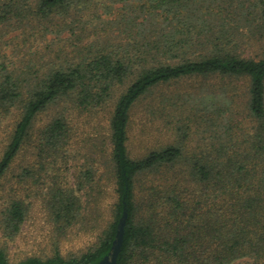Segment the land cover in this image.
<instances>
[{
  "label": "trees",
  "instance_id": "1",
  "mask_svg": "<svg viewBox=\"0 0 264 264\" xmlns=\"http://www.w3.org/2000/svg\"><path fill=\"white\" fill-rule=\"evenodd\" d=\"M12 1L2 15L6 19L32 14L54 20L80 5L89 10L96 0H35L34 9L21 8L27 0ZM115 1L119 7L113 23L120 35L127 36V43L101 44L87 59L45 73L5 67L1 71L0 121H10L8 143L0 157V181L31 138L39 114L73 96L82 108L100 107L113 99L117 87L126 86L110 119L109 177L117 200L98 241L78 257L66 259L57 252L45 261L31 257L18 264H98L110 253L125 213L115 264H264V0ZM247 32L258 34L261 44L253 57L238 50L237 36L248 39ZM216 77L247 81L244 113L253 133L236 128L239 123L231 116L235 97L225 84L210 88L201 83L197 90L203 93L188 94L183 101L192 99L193 121L197 127L212 129L215 144L186 155L177 143L139 159L130 157V114L142 98L170 83ZM179 99L163 98L160 106L177 108L183 105ZM69 133L61 117L38 132L39 173L49 156L67 144ZM178 167L180 172L175 171ZM34 170L38 169L24 168L23 179L33 176ZM83 175L85 185L95 192L87 205L82 202L86 192L77 194L84 186L46 188L44 204L54 237H66L80 224L81 230L100 224L103 178L95 183L94 171ZM149 175V185L136 191V183ZM27 212L22 199H12L3 208L0 226L6 237L19 235ZM0 261L9 264L2 249Z\"/></svg>",
  "mask_w": 264,
  "mask_h": 264
},
{
  "label": "rangeland",
  "instance_id": "2",
  "mask_svg": "<svg viewBox=\"0 0 264 264\" xmlns=\"http://www.w3.org/2000/svg\"><path fill=\"white\" fill-rule=\"evenodd\" d=\"M11 2L13 3L12 0H0V75L3 67L10 71L28 72L29 69L31 73H45L51 67L70 65L87 59L101 44L128 41L127 36L120 35L113 23L119 7V2L115 0H96L89 10L80 5L79 9L68 13L66 17L57 16L54 20H40L32 14L27 18L10 16L6 19L2 15L4 16L5 10H9ZM23 4L24 2L21 6ZM26 4L21 8L29 6V9H34L35 0H27ZM247 33L249 38L242 41L237 36L238 50L243 56L253 57L259 53L258 46L261 44L256 39L258 34ZM201 83L210 88L225 84L228 94L235 97L231 116L239 123L235 125L236 128L239 125L253 133L252 125L247 124L246 112L244 113L247 81H222L218 77L207 81L201 78L185 79L154 90L134 106L128 126L127 148L130 157L139 159L153 150L177 143L183 147L186 155L200 152L209 148L212 143L215 144L211 139L212 129L197 127L193 121L194 110L189 104L192 99H188L187 103L183 101L191 94L203 93L200 89L197 90ZM125 87H117L113 99L100 107L82 108L78 106L76 96H73L59 100L38 115L31 138L0 181V217L1 211L12 199L24 200L28 208L26 220L17 237H6L0 226V249L9 264H18L31 257L45 261L57 252L66 259L71 256L78 257L98 241L117 200L114 183L109 177L112 149L110 119L115 102ZM163 98H180L179 102L183 105L163 109L160 106ZM59 117L67 121L69 139L61 151L49 156L43 173H39L36 148L38 132ZM9 121L10 119L3 123L0 121V157L8 143L6 128ZM220 141L224 140L220 138ZM29 166L31 169H38L34 170L36 175L23 179L24 168ZM87 170L94 171L95 183L103 178L98 200L100 224L93 230H81L80 224L69 230L66 237H54V224L44 204L46 188L57 184L76 190L84 186L85 189L82 192L78 190L77 194L81 196L86 192L87 200L85 202V196L82 195V202L87 205L93 201L92 195L95 193L85 185L83 174ZM175 171L180 172L179 167ZM149 179H152L151 175L142 177L140 184L136 183L135 190L140 191L148 186Z\"/></svg>",
  "mask_w": 264,
  "mask_h": 264
},
{
  "label": "water",
  "instance_id": "3",
  "mask_svg": "<svg viewBox=\"0 0 264 264\" xmlns=\"http://www.w3.org/2000/svg\"><path fill=\"white\" fill-rule=\"evenodd\" d=\"M126 219H127V214L125 213L119 222L116 239L113 242V246H112L110 253L98 264H115L116 263V260L120 253L122 242H123L124 225H125Z\"/></svg>",
  "mask_w": 264,
  "mask_h": 264
},
{
  "label": "flooded vegetation",
  "instance_id": "4",
  "mask_svg": "<svg viewBox=\"0 0 264 264\" xmlns=\"http://www.w3.org/2000/svg\"><path fill=\"white\" fill-rule=\"evenodd\" d=\"M0 264H2L1 261H0Z\"/></svg>",
  "mask_w": 264,
  "mask_h": 264
}]
</instances>
